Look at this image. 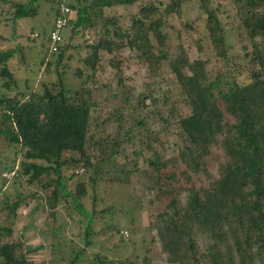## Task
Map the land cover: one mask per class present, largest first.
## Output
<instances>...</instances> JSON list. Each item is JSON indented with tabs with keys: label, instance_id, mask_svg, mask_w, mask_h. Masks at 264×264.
I'll return each instance as SVG.
<instances>
[{
	"label": "trees",
	"instance_id": "trees-1",
	"mask_svg": "<svg viewBox=\"0 0 264 264\" xmlns=\"http://www.w3.org/2000/svg\"><path fill=\"white\" fill-rule=\"evenodd\" d=\"M39 1L11 4L7 18L16 23L19 18L32 17ZM136 1L57 0L53 11L54 19L58 6L64 3L70 9L66 26L73 33H96L85 45L88 54L78 58L90 70V77L96 71L101 50L112 53L128 47L136 51L137 63L145 66L150 79L146 82L147 91L135 97L138 113L124 130L123 116L115 108L108 112L107 119L101 120L96 110L99 101L94 99L95 90L84 80L73 89L64 88L63 71L57 73L58 91L47 86L42 92L12 90L15 83L9 66L18 48L0 50V140L15 147L17 168L13 177L21 178L28 187L48 189L49 207L69 204L86 221L84 239L89 244L94 212L87 211L81 202L87 183L82 180L70 188V176L65 177L62 170L68 165H78L84 172L90 171L89 180L94 187L103 179V165L124 152L127 137L138 126L136 141L141 148H136L134 153L144 154V149L150 153L144 158L145 168L138 167L134 161L126 162L119 169L107 170L111 175L107 179L125 185L130 184L133 174H140L147 176L148 182L161 191L165 189L168 201L158 216L156 235L162 250L166 251V261L170 264H264V0L228 1L232 9L230 25L241 43L240 56L247 81H239L233 75L226 89H220L218 74L213 79L209 75L208 59H190L181 48L174 56L168 55L169 33L164 28L168 17L182 18L185 0H157V3L142 5L129 15L125 26L118 25L114 14L104 10L126 7ZM206 2L203 0L202 7L207 36L217 54L228 57L232 48L224 46L221 19L216 11L206 7ZM183 26L187 30L195 29L191 22ZM195 42L201 49L198 40ZM79 47L78 44L60 45L56 53L47 54V60L44 58L42 62L46 68L53 65L57 69L63 65L68 69V62L63 60L65 50ZM52 55L54 60L50 58ZM72 57V53L67 55V59ZM164 63L167 74L176 84V98L172 87L160 86L164 78L158 71ZM112 65L120 66L119 63ZM79 74L77 70L76 75ZM111 96L108 94L105 98ZM225 112L233 123L224 119ZM111 122L118 123L112 140H107L108 135L93 140L105 123ZM169 137L172 141L167 143ZM104 142H109L112 150L108 155H105L108 145ZM166 145L171 150L167 156ZM91 147L101 153L94 163L90 162ZM216 150L225 158L213 176L207 164L216 157ZM200 173L207 183L196 186L192 179ZM180 189L186 193L184 205L177 197L176 190ZM20 202V197L1 202L0 264H35L22 252L18 254L20 240L1 241L12 236L11 216ZM113 229L117 231L116 227ZM54 230L51 226L50 261L58 264L57 257H63L62 253H55L59 243L55 241ZM82 252L80 248L69 255L65 263L74 264ZM92 263L130 264L103 255H96Z\"/></svg>",
	"mask_w": 264,
	"mask_h": 264
},
{
	"label": "rangeland",
	"instance_id": "rangeland-1",
	"mask_svg": "<svg viewBox=\"0 0 264 264\" xmlns=\"http://www.w3.org/2000/svg\"><path fill=\"white\" fill-rule=\"evenodd\" d=\"M28 1L0 0V50L18 48L11 58L9 66L14 75L15 85L12 86V90L20 88L25 92H42L47 86L53 88V91H58L60 85L57 73L63 71L61 81L64 88L73 89L80 83V80H84L88 86L95 90L93 95L94 99L99 101L96 110L101 114V120L107 119L108 112L115 108L121 113L126 124L122 130L129 127L133 122L132 116L138 113L135 107V97L147 91L146 82L148 83L150 80L146 75L145 66L137 63L136 51L128 47H123L112 53L101 50L96 71L90 77V70L85 68L78 58L88 54L89 51L85 45L91 42L96 33L88 31L87 34L81 35L73 33L70 26H65L62 30L61 46L78 44L80 47L65 50L63 60L68 62V69L63 65L57 69L53 65L46 68L47 65L42 60L44 58L47 60V54H52L47 51V42L51 24L54 21L53 11L57 0L53 2L52 0H40L36 3V13L32 17L19 18L16 23L7 18L9 16L8 8L11 4ZM228 1L207 0L206 2V7L216 11V15L221 19L224 28V46L232 48L228 57L219 56L207 36L206 17L202 7L203 0H185V3L182 4V18L168 17V23L164 28L169 33L167 38L169 57L180 52L179 48H181L190 59L199 57L208 59L206 68L212 79L216 74L219 75L220 89L227 88L233 75L239 81H247L240 56L241 43L231 28L233 26L230 25L232 9ZM150 3H157V0H137L126 7L113 6L104 10L114 14L118 25L125 26L129 22L130 14L136 13L140 6ZM189 22L192 23L194 30L184 28L183 23ZM195 40H198L201 49L198 48ZM69 53H72L73 57L67 59ZM54 57L52 55L50 58L54 60ZM112 63H119L120 66L117 68ZM166 68V63H164L158 71L164 78V81L160 82V86L172 87L173 97L176 98V84L172 76L167 74L168 69ZM77 70H80L79 76L76 75ZM156 80L159 82L158 79ZM53 84L55 85L52 86ZM108 94H112V96L106 99L105 96ZM180 107L186 111L184 105L180 104ZM224 119L230 123L234 122L228 112H225ZM149 123L151 124V122ZM117 125V122L105 123L103 130L95 134L93 140L108 135L107 140L110 142ZM139 129L138 126L134 127L131 133L134 136L130 134L132 137H127L124 152L111 159L109 164L103 165L101 174L103 179L94 187L89 180L90 171L84 172L78 165H68L62 170L65 177L70 176L68 181L70 188H74L82 180L87 183L86 195L81 197V202L87 211L94 212V221L88 236L89 244L84 239L86 221L81 219L69 204L49 207L46 203L48 189L44 190L41 186L28 187L21 178L13 177L17 168V157L13 154L15 147L0 140V206L1 202L5 200L10 202L16 197L21 198L15 214L11 216L12 236L2 238L1 241L20 240L21 248L18 254L22 252L35 264H52L50 261L52 250L50 227L53 226L55 241L59 243L55 248V253L58 255L62 253L63 257H57L58 264H66L65 259H68L69 255H73L80 248L83 252L74 264H94L92 260L96 255H103L116 261L126 260L130 264H170L166 261V251L162 250L156 235V226L160 222L158 216L166 209L165 204L168 201L165 189L161 191L158 186H153L148 182L147 176L140 174H133L130 184L125 185L107 179L111 176L107 170L111 172L113 168L119 169L126 162L134 161L138 167L145 168L144 158L148 157L150 153L147 149H144V154L134 153L136 148H141V145L136 141L139 136L136 132ZM171 141L172 137H169L167 143ZM109 142H104L108 145L105 155L112 151ZM89 143L86 140V145ZM169 148L166 145L164 149L166 156L171 153ZM159 149L163 148L159 147ZM119 151H122V147L119 148ZM216 151V157L209 159L207 164V169L213 176L217 175L218 164L225 158L221 151ZM90 153L91 163L101 157V153L94 147L90 148ZM10 165L12 168L6 170ZM192 181L196 186L207 183V179L202 173L194 175ZM176 192L178 200L184 205L185 191L180 189ZM114 227L117 231L113 229ZM200 262L203 261L200 260Z\"/></svg>",
	"mask_w": 264,
	"mask_h": 264
},
{
	"label": "built area",
	"instance_id": "built-area-1",
	"mask_svg": "<svg viewBox=\"0 0 264 264\" xmlns=\"http://www.w3.org/2000/svg\"><path fill=\"white\" fill-rule=\"evenodd\" d=\"M70 9L67 5L58 6V14L54 17L53 26L48 34L47 49L50 53H56L62 40V30L67 25Z\"/></svg>",
	"mask_w": 264,
	"mask_h": 264
}]
</instances>
